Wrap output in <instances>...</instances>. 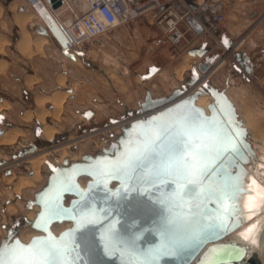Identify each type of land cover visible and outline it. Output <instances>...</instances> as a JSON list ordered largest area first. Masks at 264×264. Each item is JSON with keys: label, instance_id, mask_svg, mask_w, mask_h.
<instances>
[{"label": "water", "instance_id": "1", "mask_svg": "<svg viewBox=\"0 0 264 264\" xmlns=\"http://www.w3.org/2000/svg\"><path fill=\"white\" fill-rule=\"evenodd\" d=\"M186 3L192 10L197 8L194 0H186ZM186 18L189 26L201 34L202 28L197 20L193 16ZM47 21L54 30L57 41L64 46L65 41L59 31H55L56 26L49 15ZM46 25L49 27V24ZM226 47H230L229 44ZM239 55L237 51L235 56L239 58ZM209 66V63L200 64L198 71L204 72ZM197 79L198 72L187 81V85L192 88ZM191 88L176 89L170 95L162 97H151L146 92L140 110L159 109L123 126L111 146L103 148V153L86 155L81 160L70 163L64 160L60 166H51L46 183L34 193L30 202L31 205L38 206V211L27 223L39 233L24 242L15 230H9L7 238L1 239L0 246L14 245L17 240L26 248L37 240L44 242L53 238L57 243L62 242L66 234L74 229L75 221L67 214L59 217L52 215L50 205L58 199L60 206L70 209L73 216L81 210L88 211L86 204L97 212L95 223L75 232L70 238L78 257L73 254L67 264H258L246 246L223 240L234 230H208L197 239L157 254L155 250L164 243V236L159 231L160 224L170 214L187 211L173 206L167 199L173 195L177 186L171 180L161 183L136 178L127 180L123 177L101 176L97 171V165L120 160L128 150L130 141L143 146L148 138L150 125L171 123L184 117L194 128L203 124L218 132L229 148L232 145L239 148L246 159L235 156L236 166L231 169L232 175L239 174L244 163L253 154V147L247 139V130L238 118L234 104L223 90L214 85L203 82L197 88ZM199 94H209L212 98L207 105L208 113L196 104ZM53 140L58 142L59 138L56 136ZM45 142L43 140L42 144L45 145ZM36 148L37 146L32 145L17 155L22 157L34 152ZM80 177L88 178L84 186L78 180ZM199 202L203 213L209 216L215 214L220 207V202L209 193H204ZM64 221L71 225L58 233L53 232L51 226ZM110 226L115 235L109 246L106 234Z\"/></svg>", "mask_w": 264, "mask_h": 264}, {"label": "crops", "instance_id": "2", "mask_svg": "<svg viewBox=\"0 0 264 264\" xmlns=\"http://www.w3.org/2000/svg\"><path fill=\"white\" fill-rule=\"evenodd\" d=\"M137 1L139 0H128L129 3ZM202 1L194 0L196 4ZM223 3H225L224 0ZM172 5L177 11H183L188 7L186 0H173ZM223 11V22H225L221 23V27L213 36L196 33L189 26L187 18L181 21L179 26L186 31V40L179 54H174L165 42L162 32L152 23L151 19H143L142 16L134 22L112 29L103 37L87 42L72 51H65L58 41L47 33L46 23L37 16L33 9L26 5L24 0H0V41H3L0 49V62L5 64L4 69L0 71V128L4 132L16 129L21 134L15 145L0 142V160H11L15 156L19 157L17 153L22 151L20 147L22 142L26 145L32 141L24 138L27 130L36 137L35 139L42 140L43 124L51 123L60 128L61 119L66 118L65 112L78 120L76 127L82 128L97 118V112H105L109 106V103L106 102L109 100L106 98L84 89L80 91L73 84L69 78L74 76L71 75L72 72L69 69H66V56L70 57L72 62H78L79 59L82 61L84 55H94L93 58H100V65L93 63L89 69L102 73V71L105 72L109 69L102 67L101 58L105 51L112 52L119 61L116 73L120 78L129 77L130 71H136L141 77L160 76L168 81L165 74L169 75L170 78H177L175 68L182 66L187 61L186 56L191 57L192 60L187 63L183 72L194 69L198 63L199 65L209 63L210 67L213 68L216 54L213 50L216 45L211 43L209 39L213 41L215 39L222 40L225 45H228L232 40L230 36L235 33V46L238 43V45L243 44L246 40L247 51H238L240 55L237 58L235 56L237 51L235 50V71L229 65L230 70L225 71L224 76L219 78L218 75L215 76L218 81L216 84L219 89L224 91L228 90L224 80L229 81L231 85H234V81H236L237 85H245V95L248 97L252 95L253 97L254 94H251L252 92L249 90L252 86H256L255 82L260 80L263 81L262 93L264 95V0H235V22L233 23H227L225 7ZM196 16L199 15L196 13ZM244 31H246V36L236 40L238 34ZM225 34L228 39L224 38ZM23 37H27V43L21 49L20 42ZM40 37L43 41L40 45L41 49L40 47L37 49L34 41ZM139 42L142 43V50L147 55L135 62L136 66L131 64V59L137 51L136 43ZM223 62L221 60L218 66H214V70ZM240 70L243 71L246 78L240 74ZM78 74L85 77L81 73ZM126 74L128 75L126 76ZM58 75H64L63 84L59 83ZM81 79L78 80L82 84L79 87L90 82L89 79ZM246 87L249 88L248 91ZM73 89H75V96L72 98L73 103L71 105L74 108L70 106L71 109L64 111L63 118L61 116L57 119L50 116L41 117L42 119L37 118L35 115L38 113L37 111L40 112L44 108L45 111L55 109L54 103H47L46 100L44 103L43 100L39 103L40 98L43 99L59 92L72 94ZM32 90L34 91L33 95ZM38 95L39 97H37ZM68 98L71 97L67 96L66 100H69ZM96 102L103 104L102 109L96 107ZM19 104L22 106L17 108ZM29 112L31 118L26 119L24 115L29 114ZM15 115L21 121H16ZM78 115H82L86 121H81ZM41 120H44V123ZM11 171L13 170L5 169L2 173L7 176L10 175ZM7 204L8 202L4 203L2 208L5 209Z\"/></svg>", "mask_w": 264, "mask_h": 264}, {"label": "snow or ice", "instance_id": "3", "mask_svg": "<svg viewBox=\"0 0 264 264\" xmlns=\"http://www.w3.org/2000/svg\"><path fill=\"white\" fill-rule=\"evenodd\" d=\"M129 145L120 160L97 165L98 173L152 183L171 180L177 187L167 199L173 206L187 210L170 214L160 224L164 243L155 250L157 254L197 239L208 230L231 232L245 222L240 199L250 195L244 185L247 173L240 172L234 176L231 169L236 166L235 156L246 158L235 145L231 148L226 146L224 138L212 128L203 124L194 128L187 118L182 117L171 123L150 125L143 146L134 141H130ZM204 193L215 196L220 202L217 212L211 216L203 213L199 202ZM186 197L193 199L187 200ZM50 207L56 217L69 215L75 221L74 229L60 243L49 238L44 242L37 240L27 248L18 240L14 245L0 246V264H67L73 254L78 257L70 238L75 232L96 222V209L86 204L88 211L81 210L73 216L70 209L60 206L58 199ZM114 235L110 226L106 234L109 246Z\"/></svg>", "mask_w": 264, "mask_h": 264}, {"label": "rangeland", "instance_id": "4", "mask_svg": "<svg viewBox=\"0 0 264 264\" xmlns=\"http://www.w3.org/2000/svg\"><path fill=\"white\" fill-rule=\"evenodd\" d=\"M214 1V0H210ZM224 7L226 10V16H227V23L229 24L230 22H235V0H224ZM223 7V9H224ZM224 12V11H223ZM143 19H151V14H147L142 16ZM225 22V21H224ZM223 22V23H224ZM221 27V25H220ZM239 36L237 37L236 40H240L246 36V31L241 32L238 34ZM232 40L229 43L230 47H226L223 43L222 40H219L221 45L218 47H214L213 52L215 54V64L214 66L216 67L217 62L219 59L224 61L218 68H215L214 66L212 68L211 73L208 77H205V83L209 85H214L218 87L216 82L218 83L217 79L215 76L218 75L219 77L224 76L225 71H229L230 67L234 69L235 71V61H234V53L236 51H247L246 48V40L243 42L241 45H236L235 46V33H232L230 36ZM226 36L225 34V37ZM39 41V42H38ZM43 39L40 37L39 39L35 40V46L37 49H41ZM211 43H215L212 39H209ZM238 42V41H237ZM39 44V45H37ZM239 44V43H238ZM135 48L137 49L134 57L131 59V64L136 65L135 62L139 61L140 59L144 58L145 52L142 50V43H136ZM144 53V54H143ZM150 54V53H148ZM153 54V53H152ZM114 54L109 53V52H104L102 56V67L105 69H109L105 72L102 71V73L99 72H94L91 71L89 68L92 66L93 63L100 65V58H93L94 55L92 56H87L84 55L82 61L79 59L78 62H72L69 58L70 57H65V63H66V69H69L72 73L71 75L74 77L69 78L73 84L77 88H79L80 91H83L82 89L86 91H91L100 97L106 98L109 101H106L109 103V106L106 108L105 112L96 113V119L91 123V124H85L84 126H91V125H96L99 126L97 129H103L107 128L108 126L110 129H106L104 132H95L94 129L90 127L87 132L82 133L80 131L82 128L76 127L77 119L74 116H70L68 112H65L66 118L61 119L60 124L61 127H53L52 125H47L46 123L43 124L42 128V134L48 138L45 135V129L46 128H52L53 134L50 138L53 137L54 134L57 133V131L62 132L64 130L68 131V136L67 139L65 140V144L56 146L54 148H50L46 154L45 159L40 165V170H41V179L39 182H37L34 185L31 186H23L21 187L20 191H16V187L18 184V180H20L21 177L28 176L30 173L29 170L31 171L30 168V163L27 161L29 158L25 159L23 158H18L19 159H24L26 161H19L18 163H9L8 166H5V168H9L13 170V179H9L7 176L10 175H5L2 173V169L4 167L0 168V237L5 236V227H10V223H17L16 227V233L19 236L20 233L22 232H27V233H32L33 235L38 234L39 232L36 231L35 229L31 228L30 225L25 222L22 223L21 219L25 218L26 221L31 220L28 215L29 213L33 215V213L38 209L37 205H31V207H28V204L32 201L34 193L41 188L45 183H46V178L50 173V168L51 166H60L63 164L64 160H67L68 163L71 161H77L81 160L83 154L87 153H94L96 150L100 149L102 146H107L108 143L111 140H115L116 136L120 133V124L123 122L120 121H125L127 125L130 121L137 119V118H142L145 115H142L141 117H138L139 114L141 113V102L143 101L146 92H149L151 97H162V96H167L170 95L174 90L176 89H182V88H191L187 85V81H189L193 76H195L196 69H191L188 70L187 72H183L184 67L187 66V63L192 60L191 57L186 56V62L178 67L175 68V73L177 78H170L169 75L165 74V77L168 79V81L164 80L163 77L160 76H154V77H141L138 72L136 71H130L129 77L126 78H120L119 75L116 73L118 70L119 66V61L113 56ZM116 55V54H115ZM230 65V67H229ZM137 66V65H136ZM218 66V64H217ZM5 67V64H4ZM195 70V71H194ZM132 72V73H131ZM77 73H81L85 77H82L80 74L77 75ZM240 74L244 75L243 71L240 70ZM128 74H126L127 76ZM58 81L59 78H62V82L59 81V83L63 84L64 83V75H58ZM79 78H82L81 80L89 79L90 82H86L83 84L82 87H79L81 83L78 82ZM246 78V76H245ZM224 80V79H223ZM224 82L228 86V90H224V92L230 97V100L234 104L235 110L237 112L238 118L243 122L246 123V120L244 118V114H247V119L249 122H256L258 123L257 129H252L250 124L248 123L246 130L250 132V134L253 135V133H256L255 140L257 139V148L259 151V148H261V145L264 142V95H263V81H257L256 86H252L249 91H251V94H254L253 97H248L245 91V85H237L236 81H234V85H231L229 81L224 80ZM253 82V81H252ZM233 84V83H232ZM82 85V84H81ZM187 89V90H188ZM193 89V88H191ZM190 89V90H191ZM247 91L249 88H247ZM34 91L32 90V95ZM74 93L75 89L72 90V94H68L67 92H59L55 95H51L48 97H45L41 100L47 102V103H52L54 102V99H58L59 97H64L63 100L64 102L62 103V111L61 108L57 114H54V110H47L45 111V108L37 111L38 113L35 114L37 115V118H45L46 116H50L54 119L59 118L60 116L63 118L64 117V111L68 110L71 104L73 103L74 98ZM71 95V96H70ZM69 96L71 98H68L69 100H66V97ZM255 96V97H254ZM39 97V95L37 96ZM212 99V98H211ZM210 99V100H211ZM97 108L102 109L103 104L96 102ZM22 104L17 105V108L21 107ZM69 106V107H68ZM71 108H74L73 106ZM70 108V109H71ZM137 109L139 111L137 112ZM126 111H129L128 115H125ZM152 112L153 110H149ZM27 114L24 115L26 119L29 118L26 117ZM127 116V117H126ZM79 118H81V121H86L84 120L82 115H78ZM246 117V115H245ZM16 121L18 118L15 115ZM42 119V118H41ZM251 120V121H250ZM18 121H21L20 119ZM44 120H41L43 122ZM120 122V123H119ZM44 123V122H43ZM107 123V124H106ZM105 124V125H104ZM124 125V124H123ZM83 126V127H84ZM29 128V127H27ZM56 131V132H55ZM7 133H17L15 136V139L11 142H4V143H12L14 140H16L17 136L21 137L20 131L19 130H10ZM26 136H24L25 139H31L34 140L36 137L32 135V133L26 131ZM88 135V136H87ZM85 138L82 140V137ZM88 137V138H86ZM44 139V137H42ZM63 142V141H62ZM60 142H53L52 145L59 144ZM48 148V147H47ZM42 149H38L37 151L30 153L34 154L37 153ZM30 154H27L26 156H29ZM32 157V156H31ZM14 162V161H13ZM247 166H250L249 163H245ZM249 164V165H248ZM254 167V166H253ZM252 170V166H250ZM256 175L260 178V172L257 171L256 169L254 170ZM12 174V173H11ZM264 180V177L262 178ZM86 177H81L80 182L81 184H85ZM10 186H12V189H10ZM9 202L8 206H13L14 209H6L3 210V204ZM6 210V211H5ZM264 222V221H263ZM57 224V225H56ZM264 224V223H263ZM5 227H4V226ZM56 225V226H55ZM71 224L70 222H61V223H54L52 227L57 230L52 229L55 233L60 232L61 230L69 227ZM61 228V229H60ZM36 232V233H35ZM32 235V236H33ZM30 239V238H29ZM23 241V240H22ZM25 242V241H24ZM260 259L264 262V241H263V248L260 253Z\"/></svg>", "mask_w": 264, "mask_h": 264}, {"label": "built area", "instance_id": "5", "mask_svg": "<svg viewBox=\"0 0 264 264\" xmlns=\"http://www.w3.org/2000/svg\"><path fill=\"white\" fill-rule=\"evenodd\" d=\"M24 1L43 22L45 20L39 12L40 6L49 15L65 41V45L62 46L65 51H72L87 42L105 36L120 25L151 14V21L162 32L165 42L174 54H179L186 40V31L179 24L186 17L193 16L200 24L202 33L208 36H213L224 20L223 0H203L197 4L195 10L187 7L182 13L173 7V0H139L135 3H129L128 0ZM198 7L201 8L202 14L197 17ZM214 42L218 47L221 45L218 39ZM198 68L199 63L195 66L198 79L192 88L202 85L205 82L204 75L211 73L210 70H212L209 66L206 71L199 72ZM201 80H203L202 83Z\"/></svg>", "mask_w": 264, "mask_h": 264}, {"label": "bare ground", "instance_id": "6", "mask_svg": "<svg viewBox=\"0 0 264 264\" xmlns=\"http://www.w3.org/2000/svg\"><path fill=\"white\" fill-rule=\"evenodd\" d=\"M201 11H202L201 8L198 7L196 13L198 15L202 14ZM39 12L45 18L44 19L45 23L49 24V27H46L47 33L49 35H51L53 39H56V35L54 34V30L51 29V25L47 21L48 14L45 13L44 9L41 6L39 8ZM54 28H55V31L58 32L57 31L58 29L56 27H54ZM26 43H27V37H23L21 39V42H20V48L23 49L24 45ZM2 44H3V41H0V49H1ZM221 60L219 59L217 64H219ZM217 64H216V66H217ZM3 69H4V63L0 62V71H2ZM206 76H207V74L204 75V78ZM59 81L62 82V78H59ZM202 81L203 80H201L200 82L202 83ZM63 98L64 97H59L56 100L54 99V102H53L54 106H55V110L53 111L54 114H57L59 112L60 108L62 107V103L64 102ZM210 99H211V97L209 94H199L197 99H196V104L198 106L203 107L205 109V111L208 113L207 105H208ZM38 102L40 103V102H42V100L40 99V100H38ZM158 109L159 108H154V109H150V110H153L152 112H155ZM152 112H150L149 110H141V113L139 114L138 117H141L142 115H145V114L149 115ZM245 115H246V117H245ZM30 116H31L30 112H29V114L27 113L26 117L29 118ZM244 118L246 120V123L242 122V125L244 127H247L248 126L247 124L249 123L251 125L250 127L253 130L258 128L257 127L258 123H256V122L250 123L249 122V120L247 119V114H244ZM44 131H45V135L48 137V139H51L50 137L53 134L52 128H46ZM16 134L17 133L11 134V133L6 132L3 135H0V142H11V141H13V139H15ZM254 136H256L255 132L252 135V134H250L249 131H247V139L250 141L251 146L253 147V154L249 156L248 161L246 163H249L250 166H252V168H254V170L256 169L257 171H259L261 176L259 178L256 175L255 171L252 170L250 168V166H247L244 163L243 169L241 170V172L247 173V176L244 180V185L250 192V195H244L240 199V207L243 210L245 222L240 225L239 229H236L233 232L229 233L225 238H223V240L224 241H234V242H237L239 244L246 246L248 248V252L251 253L252 255H254L258 264H264V262L260 259V253H261V250L263 248V241H264V224H263L264 223L263 222L264 221V180H262V178L264 177V142L258 151L256 144L260 143V142H258L257 139L255 140ZM86 138H88V137H86ZM83 139H85V138L82 137V140ZM63 144H65V142L61 143L59 145L58 144L53 145L52 147L50 146V147L45 148V149H43L37 153L30 154L29 156L24 157L25 159L29 158V160H27V161L30 163L31 173L28 174V176L21 177L20 180H18V184L16 187L17 192H19L21 187H23V186H31V185H34L40 181L41 176H42L41 170H40V165L46 157L47 153H45V152H47L50 148H54L56 146H60ZM7 177L9 179H13L12 178L13 173ZM87 179L88 178L86 177V181H87ZM78 180L80 182V178ZM86 181H84V182H86ZM80 184H81V182H80ZM81 185L84 186L83 184H81ZM6 209H8V210L12 209V211H13L14 207L9 205V206H7ZM37 211H38V209L31 216H30V214H32V213H29L28 217L32 220ZM51 229H54V228L51 226ZM54 230H57V229L55 228ZM0 233H1V229H0ZM32 235H33L32 233H27L25 231V232L20 233V239L27 242Z\"/></svg>", "mask_w": 264, "mask_h": 264}, {"label": "flooded vegetation", "instance_id": "7", "mask_svg": "<svg viewBox=\"0 0 264 264\" xmlns=\"http://www.w3.org/2000/svg\"><path fill=\"white\" fill-rule=\"evenodd\" d=\"M139 111V109H137V112ZM129 113H131V112H129V111H126V113H125V115H128ZM127 117V116H126ZM120 122H123L122 124H120L119 125V127L121 126V128H120V133H121V130H122V127L123 126H125V124H126V122L125 121H120ZM119 122V123H120ZM107 124V123H106ZM124 124V125H123ZM47 125H52L53 127H56L54 124H47ZM105 125V124H104ZM44 126V125H43ZM90 127H91V129L92 128H95L94 129V131L95 132H101V131H105L106 129H110L109 127H111V126H108L107 128L105 127V128H103V129H100V130H98L97 128L99 127V126H96V125H94V126H82V129L80 130V131H82V133H85V132H87L88 131V129H90ZM43 128V127H42ZM81 128V127H80ZM1 129V128H0ZM2 130V133H1V135H3L4 133H6V132H8V131H3V129H1ZM56 132V131H55ZM119 133V134H120ZM118 134V135H119ZM43 135V134H42ZM117 135V136H118ZM58 137L59 138V141L58 142H60L59 144H61V143H64L65 142V140L67 139V137H69L68 136V131H66V130H64V131H62V132H59V131H57V133L56 134H54L53 135V137L51 138V139H48V138H46L44 135H43V137L45 138V139H42V140H38V139H34V140H32V141H30L28 144H24V142H22V145L20 146L21 147V150H23L24 148H28V147H31L32 145H35V146H37V148H36V150L35 151H37L38 149H42V148H47V147H52L53 145H52V143L54 142V138L55 137ZM63 136V137H62ZM117 136H116V138H117ZM20 137H18L17 136V138H16V140H14V142H12V143H10V144H12V145H15V143L17 142V140L19 139ZM115 138V139H116ZM43 140H45L46 142V144L45 145H43L42 144V141ZM63 141V142H62ZM114 140H111L109 143H108V145L107 146H102L100 149H98V150H96L94 153H87V154H83V156H86V155H94V154H96V153H103V148H105V149H108L110 146H111V143L113 142ZM32 142V143H31ZM57 142V143H58ZM58 144V145H59ZM57 145V144H56ZM34 151V152H35ZM33 153V152H32ZM27 154H30V153H27ZM27 154H25L24 156H22V157H17V156H15L13 159H11V160H6V159H4V160H0V162H2L1 164H0V168H2V167H4V169H2V172H4L5 171V169H8L9 170V168H5V166H8L9 165V163H18L19 161H26V160H24V159H19V160H17L18 158H23V157H25ZM82 156V157H83ZM82 159V158H81ZM14 161V162H13ZM51 169V168H50ZM51 171V170H50ZM29 172L31 173V171L29 170ZM11 173H13V171H11ZM10 173V174H11ZM29 173V174H30ZM48 177V176H47ZM81 178V177H80ZM47 179V178H46ZM40 189V188H39ZM38 189V190H39ZM34 196V195H33ZM33 200V199H32ZM8 204H9V202H8ZM8 204L6 205V206H8ZM28 207H31V204L29 203L28 204ZM3 210H4V208H2ZM6 211V210H5ZM17 223H10V227H5L4 225V227H5V236L4 237H0V241H1V239H3V238H7V235H8V231L9 230H15L16 231V227H17ZM1 228V227H0ZM17 234V233H16ZM19 238H20V235H19Z\"/></svg>", "mask_w": 264, "mask_h": 264}, {"label": "trees", "instance_id": "8", "mask_svg": "<svg viewBox=\"0 0 264 264\" xmlns=\"http://www.w3.org/2000/svg\"><path fill=\"white\" fill-rule=\"evenodd\" d=\"M21 222H22V223H25V222H27V221H26L25 218H22V219H21Z\"/></svg>", "mask_w": 264, "mask_h": 264}]
</instances>
